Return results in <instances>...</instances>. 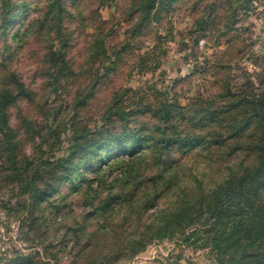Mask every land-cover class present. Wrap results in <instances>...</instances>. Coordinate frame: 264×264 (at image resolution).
Wrapping results in <instances>:
<instances>
[{
	"label": "rangeland",
	"instance_id": "obj_1",
	"mask_svg": "<svg viewBox=\"0 0 264 264\" xmlns=\"http://www.w3.org/2000/svg\"><path fill=\"white\" fill-rule=\"evenodd\" d=\"M11 3L14 17L3 27L0 0V81L7 70L14 72L31 93L8 107L21 160L28 158L35 167L70 154L77 135L101 137L73 158L79 173L52 193L57 205L64 199L72 203L75 213L66 223L82 220L87 201L75 191L97 168L132 151L148 154L140 165L145 174L162 173L165 191L144 210L146 224L176 205L174 186L210 188L229 170L256 163L252 153L263 140L264 120L252 115L246 101L264 96V0H175L173 10L143 33L133 32L138 0H61L59 8L56 0ZM99 27L103 56L95 61L89 54ZM51 47H63L68 63L55 86L46 61ZM116 54L121 59L112 63ZM112 64L115 68L107 69ZM98 73L86 104L75 108ZM123 89L128 92L119 104L133 114L118 120L108 107ZM164 135L172 140L162 141ZM185 135L194 140L185 143ZM125 138L126 149L111 152L110 144L119 146ZM3 165L0 157V264L17 253H39L44 264H69L67 256L56 262L49 255L53 248L45 249L58 242L52 234L43 239L29 233L23 220L28 210L17 209L18 202L29 203V195L20 192L18 180L5 177ZM108 174L104 188L116 187V173ZM202 242L154 239L135 257L115 264H220Z\"/></svg>",
	"mask_w": 264,
	"mask_h": 264
},
{
	"label": "trees",
	"instance_id": "obj_2",
	"mask_svg": "<svg viewBox=\"0 0 264 264\" xmlns=\"http://www.w3.org/2000/svg\"><path fill=\"white\" fill-rule=\"evenodd\" d=\"M174 1L138 0L139 16L133 32L143 33L152 22L163 20L173 10ZM56 2L58 8L61 7V0ZM12 6L11 0H3V27H7L14 17ZM94 40L89 57L100 61L99 57L103 56L99 55L103 48L100 27ZM116 56L112 63L121 59L120 54ZM46 61L50 84L55 86L68 69L63 47H51ZM113 68V64L107 66V69ZM100 77L99 73L96 74L87 91L78 96L75 108L86 104ZM127 92L128 89L117 92L108 107V113L118 115V120H126L133 114L132 110H125L119 104ZM24 95L30 96L31 93L16 73H8L7 70L0 81V157L3 158L5 177L18 180L20 192L29 195V203L17 204V209L28 210L23 220L29 222V233L43 239L52 234L57 239L56 244L51 243L45 248H53L49 255L56 262L67 256L69 264H115L135 257L154 239L183 236L186 240L195 237L202 239L203 246L210 247L216 253L220 264H264V137L252 153L256 163L229 170L221 182L210 188L200 185L191 188L188 184L186 187L185 184L174 186L172 202L176 205L167 214H160L158 219H152L147 224L144 221V210H148L150 203L165 191L160 181L162 173L156 171L158 174H145L140 165L148 154L132 151L116 162L97 168L95 176L75 191L76 195L87 201L82 211V220L66 223L75 213L72 203L64 199L58 206L52 193L63 180H70L74 172L79 173V163H75L73 158L99 143L101 137L87 134L75 136L72 152L55 161H40L35 167L28 158L22 161L20 142L16 130L10 125L8 107ZM246 103L247 109L252 108V115L264 120L263 95L247 99ZM158 112L169 113L167 109ZM21 119L28 122L27 118ZM53 132L55 139L60 141L59 134L55 130ZM181 139L185 143L194 140L188 135ZM126 140L119 146L111 143V152L125 150L123 143ZM161 140L168 142L172 138L164 135ZM109 172L116 173L114 181L117 186L104 188ZM101 193L106 194L103 200L100 199ZM60 208L63 214L58 219ZM92 225L94 228H91ZM17 262L44 264L39 253H17L8 264ZM158 264L164 263L159 261Z\"/></svg>",
	"mask_w": 264,
	"mask_h": 264
}]
</instances>
